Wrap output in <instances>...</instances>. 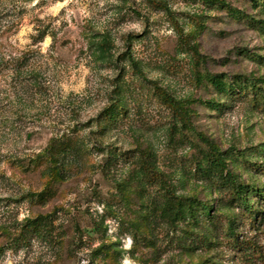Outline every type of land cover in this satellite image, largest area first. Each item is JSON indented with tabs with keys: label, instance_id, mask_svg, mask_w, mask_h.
<instances>
[{
	"label": "rangeland",
	"instance_id": "1",
	"mask_svg": "<svg viewBox=\"0 0 264 264\" xmlns=\"http://www.w3.org/2000/svg\"><path fill=\"white\" fill-rule=\"evenodd\" d=\"M263 25L258 0H0V119L16 108L14 67L26 72V115L5 137L0 125V233L27 217L47 228L0 264H264L251 188H264ZM102 35L108 61L91 43ZM110 95L124 111L99 131ZM6 145L43 156L22 171L2 161Z\"/></svg>",
	"mask_w": 264,
	"mask_h": 264
},
{
	"label": "trees",
	"instance_id": "2",
	"mask_svg": "<svg viewBox=\"0 0 264 264\" xmlns=\"http://www.w3.org/2000/svg\"><path fill=\"white\" fill-rule=\"evenodd\" d=\"M252 1V0H251ZM257 1V0H253ZM262 3L264 7V0H258ZM264 26V25H263ZM43 37L40 38L39 41L42 40ZM109 38L106 35H102L101 40H93L91 43L94 45L95 50L99 53V56L101 59L109 60L111 53H110V47L108 45ZM8 61H5L3 57H0V69L4 67ZM131 64L133 66H137V63L131 59ZM137 68V67H136ZM24 69L21 67L20 63H17L14 67V75L11 78L14 84V102L16 103V108L12 112V116H7L5 113H1V119H0V125L3 126V131L1 136L5 137L7 135L6 130H4L5 127L8 128V130L12 131L15 129L13 126L14 122L10 119V117H15L17 120H21V118L26 115L23 106V98L21 95L17 93L16 90V84L20 83V80L23 78V75H25ZM34 82L38 81L37 75H33ZM210 83L214 84L217 88L225 89L226 85L221 82V80L218 78L217 75H211L208 76ZM159 90H161L158 87ZM4 93V89H0V94ZM163 92V91H162ZM7 99H9V93H6ZM1 96V95H0ZM110 100L108 104L104 107V109L98 114L96 118V126L99 131H104L107 129L108 124L115 121L117 117H119L122 112L124 111V103L121 98H118L117 96H109ZM3 102V98L0 97V103ZM10 103V101H7ZM5 108V107H3ZM5 110V109H4ZM6 128V129H7ZM68 140V139H67ZM203 141L208 143V139L202 138ZM209 144V153L207 155V162L210 163L211 167L214 166V170H216L220 175L224 174L225 182H228L229 184H232L235 197L242 200V204L244 205L245 211L248 212L251 216L254 217L255 213H260L259 207H251L250 202L248 199L245 198V193L248 191V188H250L247 185H244L242 183L237 182V176L227 169V164L225 159L222 157V153L218 150L217 147H214L211 143ZM43 154V153H42ZM42 154H38L35 157L31 156H24V153L21 148L13 147V148H7V145L5 146L4 150L1 154L2 161L8 162L13 168L20 169L22 171L29 170L34 164H37V162L40 161L42 158ZM58 160L60 161V164L56 167L58 170L60 168V165H63L61 160L62 158L59 157ZM56 172V171H55ZM55 175H59L58 172L55 173ZM4 175L0 173V180H4ZM253 190H255V193L257 194L260 199L264 200V188L261 187H254L252 186ZM33 193H25L24 197L30 198L33 196ZM202 203H200L201 205ZM205 206V205H203ZM181 207V206H180ZM191 209H189L188 212H191ZM203 213L209 215L211 208L203 207ZM45 219V216H38L35 218H25L17 227L19 229L18 233L16 235H13L11 233V230L7 225L3 226L1 229V240H0V255L4 254L7 249H14L19 243H26L29 237L33 236H43L45 233H47V228L45 225H43V221ZM4 225V224H3Z\"/></svg>",
	"mask_w": 264,
	"mask_h": 264
}]
</instances>
